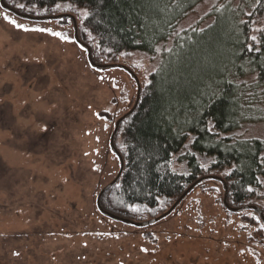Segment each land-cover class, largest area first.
<instances>
[{
  "label": "rangeland",
  "instance_id": "rangeland-1",
  "mask_svg": "<svg viewBox=\"0 0 264 264\" xmlns=\"http://www.w3.org/2000/svg\"><path fill=\"white\" fill-rule=\"evenodd\" d=\"M219 1L203 0L182 25L205 26L213 7L227 15L244 0ZM58 12L76 19L20 18L0 2V154L14 166L0 182V204L11 209L0 212V264H264V223L245 217H258L250 208L227 206L217 178L202 179L154 222L98 208L101 190L121 170L115 125L158 58L134 52L114 65L95 63L76 38L82 8L62 4ZM5 14L69 40L18 29ZM244 131L264 137V121Z\"/></svg>",
  "mask_w": 264,
  "mask_h": 264
},
{
  "label": "trees",
  "instance_id": "trees-1",
  "mask_svg": "<svg viewBox=\"0 0 264 264\" xmlns=\"http://www.w3.org/2000/svg\"><path fill=\"white\" fill-rule=\"evenodd\" d=\"M202 1L164 0L161 9L167 4L166 10L150 14L149 19L133 17L129 28L126 0H105L99 6L97 0H89L96 13L77 21L76 38L95 63L114 65L134 52L158 58L133 107L115 125L112 147L121 159V170L106 187L101 206L97 199L98 208L109 215L154 222L170 213L194 184L217 178L225 185L227 206L250 208L259 217L255 222L264 223V203H257L264 190V137L244 131L247 124L264 121L260 66L264 46L261 53L244 51L246 35L264 18V0H244L227 15L213 7L215 17L207 25H182ZM0 2L3 9L30 20L70 17L72 13L58 12L57 5L72 10L83 4V0ZM227 80L233 85L230 101L206 111L207 95ZM5 161L0 154V182L12 175L14 167ZM129 206L140 211L132 212ZM7 210L11 209L0 204V212Z\"/></svg>",
  "mask_w": 264,
  "mask_h": 264
},
{
  "label": "snow or ice",
  "instance_id": "snow-or-ice-1",
  "mask_svg": "<svg viewBox=\"0 0 264 264\" xmlns=\"http://www.w3.org/2000/svg\"><path fill=\"white\" fill-rule=\"evenodd\" d=\"M115 2H120V0H115ZM126 2L130 5V8L126 12V19L129 20V28H131L133 24V17H143L145 19L150 18V14H159L163 10H166L167 4L164 5V9H161V4L164 3V0H126ZM105 3V0H97V4L103 5ZM20 9H24L23 4L17 5ZM82 16L84 19H88L90 15H93L96 13V9H93L91 4L89 3V0H83L82 4ZM57 8H59V5H57ZM121 11L124 12L125 10L121 8ZM4 19L7 20L9 23L14 25L18 29H22L24 31H35V32H47L50 35L56 36L61 38L62 40H69L68 36L63 35L60 32H54L50 28H27L23 24H19L14 19H9L8 15L5 14ZM243 23V21H242ZM142 27H147L146 24H141ZM203 31V29H202ZM247 43L244 44V51L247 53H261L262 46H264V29L256 28L252 29V34L246 35ZM159 51V49H157ZM251 59V58H250ZM261 67H264V65H260ZM248 74V73H246ZM253 80V83H258L255 76L251 77ZM232 81L227 80L225 82L224 86H217L216 89L211 91L210 94L207 95L206 99L204 100V107L206 111L211 110L213 105L217 104L220 101H224L228 103L230 101L231 93L229 89L232 87ZM210 123H213V126L215 127L214 121H209ZM213 129H206V131H212ZM185 148H187V145H185ZM147 150V149H146ZM252 189L249 188V191ZM130 211L132 212H138L140 211L139 207L137 206H129ZM252 215L253 219L259 220V217L255 216L252 213H249ZM261 228L264 229V224L261 225ZM142 251H147V249H142ZM15 255H19V253H15Z\"/></svg>",
  "mask_w": 264,
  "mask_h": 264
},
{
  "label": "water",
  "instance_id": "water-1",
  "mask_svg": "<svg viewBox=\"0 0 264 264\" xmlns=\"http://www.w3.org/2000/svg\"><path fill=\"white\" fill-rule=\"evenodd\" d=\"M139 90H140V88H139ZM139 93V92H138ZM119 123V122H118ZM195 186V184L190 188V189H192L193 187ZM108 187V186H107ZM107 188H105V189H103L102 190V192L99 194V197H98V204H99V206H101V198H102V195H103V193H104V191L106 190ZM189 189V190H190ZM225 203L227 204V193H226V195H225ZM230 207V206H229ZM230 208H233V207H230ZM233 209H237V208H233ZM237 210H239V209H237ZM117 218H120V219H123V218H121V217H117ZM123 220H126V221H128V222H134V221H132V220H129V219H123ZM150 221H145V222H141V224L142 223H149ZM136 223V222H135Z\"/></svg>",
  "mask_w": 264,
  "mask_h": 264
}]
</instances>
